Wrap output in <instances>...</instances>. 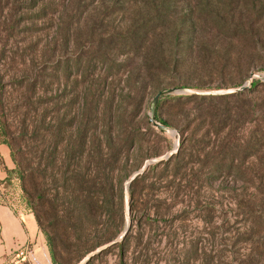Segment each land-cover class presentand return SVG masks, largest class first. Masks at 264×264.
I'll use <instances>...</instances> for the list:
<instances>
[{
	"label": "rangeland",
	"instance_id": "1",
	"mask_svg": "<svg viewBox=\"0 0 264 264\" xmlns=\"http://www.w3.org/2000/svg\"><path fill=\"white\" fill-rule=\"evenodd\" d=\"M0 130L56 264H264V0H0Z\"/></svg>",
	"mask_w": 264,
	"mask_h": 264
},
{
	"label": "crops",
	"instance_id": "2",
	"mask_svg": "<svg viewBox=\"0 0 264 264\" xmlns=\"http://www.w3.org/2000/svg\"><path fill=\"white\" fill-rule=\"evenodd\" d=\"M13 169L10 149L0 143V181ZM28 246L30 264H51L46 242L31 213L16 214L0 203V264H12L19 248Z\"/></svg>",
	"mask_w": 264,
	"mask_h": 264
},
{
	"label": "built area",
	"instance_id": "3",
	"mask_svg": "<svg viewBox=\"0 0 264 264\" xmlns=\"http://www.w3.org/2000/svg\"><path fill=\"white\" fill-rule=\"evenodd\" d=\"M29 256H30L29 247L23 246L17 250L15 258L22 263L30 264Z\"/></svg>",
	"mask_w": 264,
	"mask_h": 264
},
{
	"label": "trees",
	"instance_id": "4",
	"mask_svg": "<svg viewBox=\"0 0 264 264\" xmlns=\"http://www.w3.org/2000/svg\"><path fill=\"white\" fill-rule=\"evenodd\" d=\"M250 88H252V86H251ZM0 132H1V130H0ZM0 143L5 144V145L8 146V144H7L6 142H4V141H0ZM8 147H9V146H8ZM10 154H11V156L13 157V154L11 153V151H10ZM4 170H5V172H6V177H5L3 180L0 181V184L3 183V182H6V181L9 179V175H10V174L12 173V171H13V170L8 171V170H6V169H4ZM34 217H35L36 223H37V225H38V218H37V216H35V215H34ZM38 227H39V226H38ZM47 244H48V247H49V249H50V256H51L52 264H56V262H55L54 252H53V249H52V247H51V245H50V242H49L48 240H47Z\"/></svg>",
	"mask_w": 264,
	"mask_h": 264
},
{
	"label": "water",
	"instance_id": "5",
	"mask_svg": "<svg viewBox=\"0 0 264 264\" xmlns=\"http://www.w3.org/2000/svg\"><path fill=\"white\" fill-rule=\"evenodd\" d=\"M242 89H244V88H240V89H237V90H235V92H237V91H241ZM233 93V92H232ZM160 96V94H158L157 96H155L154 97V99H153V102H152V105L154 106L155 105V103H156V101H157V99H158V97ZM147 166H145V168H146ZM145 168H143L142 169V171L140 172V173H136L130 180H129V182H128V185H130L143 171H144V169ZM127 231V230H126ZM126 231H125V233H126ZM125 233H124V235H125ZM103 249V248H102ZM99 252H100V250H99ZM99 252H94V253H91V254H89L85 259H84V261H83V264H86L88 261H89V259L90 258H92L93 256H94V254L95 253H99Z\"/></svg>",
	"mask_w": 264,
	"mask_h": 264
}]
</instances>
